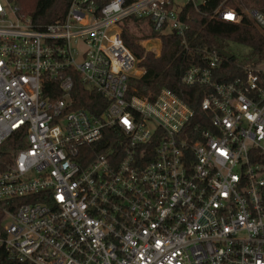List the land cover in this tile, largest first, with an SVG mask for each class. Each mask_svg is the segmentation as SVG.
Masks as SVG:
<instances>
[{"label":"built area","instance_id":"obj_1","mask_svg":"<svg viewBox=\"0 0 264 264\" xmlns=\"http://www.w3.org/2000/svg\"><path fill=\"white\" fill-rule=\"evenodd\" d=\"M203 3L70 0L62 20L36 29L0 0V246L11 256L264 264V65L218 81L226 58L204 51L206 63L181 77L203 88L199 119L167 88L153 100L127 97L128 79L144 72L122 38L128 23L147 27V43L172 34L186 47L180 13ZM210 18L264 28L263 12L224 3ZM68 69L104 96L102 112L73 108ZM46 82L59 97H43ZM94 143L100 150L82 165L92 151L81 148Z\"/></svg>","mask_w":264,"mask_h":264},{"label":"trees","instance_id":"obj_2","mask_svg":"<svg viewBox=\"0 0 264 264\" xmlns=\"http://www.w3.org/2000/svg\"><path fill=\"white\" fill-rule=\"evenodd\" d=\"M16 7L19 18H28L31 26L42 29L48 24L62 20L67 12L70 0H7ZM237 10L255 9L264 13V0H204L203 4L193 7L191 4L184 6L180 13L181 19L189 26L186 31L187 45L181 44V39L172 34L161 36V51L158 56L145 51L138 42L141 38L129 30L122 31L125 45L140 59L139 65L144 72L138 77L128 79L127 97L138 96L153 100L160 89L167 88L174 92L188 106H190L196 118H201L205 113L200 108V102L204 96L203 88L187 86L181 82L184 71L192 65H204L207 56L204 51L225 50L227 41H234L247 47V52L242 60H238L232 54L229 59H222L217 69L218 81H231L241 75L243 71L240 65H264V28L258 29L252 21L245 18L239 24L217 21L210 18L212 11L220 4ZM72 78L73 87L71 97L74 109H83L92 114H99L106 105L107 100L96 90H89L80 81V76L72 69L66 70ZM52 82V81H51ZM53 85V86H52ZM56 83H45L43 97L49 96L50 100L59 97L55 90L54 95L47 89L54 90ZM197 122V121H196ZM8 145L12 143L9 142ZM13 148V147H12ZM91 149L90 157L81 164H86L100 150V143L85 145L82 151ZM81 152V151H80ZM4 218L0 210V234L1 221ZM0 264H30L21 262L11 256L0 246Z\"/></svg>","mask_w":264,"mask_h":264},{"label":"rangeland","instance_id":"obj_3","mask_svg":"<svg viewBox=\"0 0 264 264\" xmlns=\"http://www.w3.org/2000/svg\"><path fill=\"white\" fill-rule=\"evenodd\" d=\"M127 30H129L131 33H133L134 35L138 36V37H144L141 38L138 42L142 45H146L145 48H148L147 46H150L148 49H152L153 51H161V41L159 43H155V42H150L147 43L146 42V37L149 36V32L147 27L144 24H139V23H128L127 25ZM149 44V45H148ZM226 48L229 49L232 54L236 55V58L238 60H242V58L244 57L243 55L247 52V47H245L244 45L238 44L237 42L234 41H227L226 42ZM146 51V50H145ZM152 53V52H151ZM142 73H138V76H140ZM136 76V77H138Z\"/></svg>","mask_w":264,"mask_h":264},{"label":"water","instance_id":"obj_4","mask_svg":"<svg viewBox=\"0 0 264 264\" xmlns=\"http://www.w3.org/2000/svg\"><path fill=\"white\" fill-rule=\"evenodd\" d=\"M218 52H219L224 58H226V59H229V58H231V56H232L231 53H229V52H227V51H225V50H222V49L218 50Z\"/></svg>","mask_w":264,"mask_h":264}]
</instances>
